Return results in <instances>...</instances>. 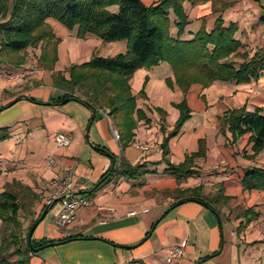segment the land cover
I'll list each match as a JSON object with an SVG mask.
<instances>
[{
	"label": "crops",
	"instance_id": "crops-1",
	"mask_svg": "<svg viewBox=\"0 0 264 264\" xmlns=\"http://www.w3.org/2000/svg\"><path fill=\"white\" fill-rule=\"evenodd\" d=\"M139 1L149 6L158 0ZM183 7L188 21L183 40L191 39L203 23L211 29L218 16L212 13L210 0L195 6L185 2ZM170 19L174 22L172 14ZM222 19L225 27L237 25L240 53L251 55L264 46V0H238L222 13ZM48 23L59 39L52 71L38 67L39 48H28L25 63L17 68L0 64V128L9 131V137L0 142V194L9 190L18 197L24 231L47 206L49 180L71 168V188L86 197L88 205L79 208L76 220L62 229L54 226L59 205L49 207L31 238L54 243L37 248L29 264H169L168 250L182 243V254L174 264H264V191L241 187L245 169L264 168V151L253 154L250 134L227 145L223 120L229 109L241 106L249 112L260 109L264 115V73L245 84L216 81L206 88L194 84L183 95L176 85L166 84L172 73L163 63L136 70L130 88L137 96L144 85L145 97H137L136 106L145 118L137 121L132 143L121 148L105 111L98 110L92 117L93 112L78 102L47 103L63 95L53 86L54 73L68 78L71 65L93 55L125 53L126 42L106 43L92 35L78 38L77 29L68 30L52 19ZM171 34L175 35L173 25ZM31 68L37 73L19 80L7 77ZM183 98L191 116L168 140V160L173 165L181 163L197 151L200 139L205 140L206 154L194 160L192 176L177 182L165 173L159 144L162 132L167 134L175 125L179 111L174 104ZM56 132L69 137L68 147H54ZM152 138L157 149L137 147ZM48 154L56 161L51 170L45 168ZM120 159L145 163L147 173L138 180L114 181L105 175L98 186ZM198 186L204 204L175 205L183 195L179 191ZM246 209L257 217L245 225L241 212Z\"/></svg>",
	"mask_w": 264,
	"mask_h": 264
},
{
	"label": "trees",
	"instance_id": "trees-1",
	"mask_svg": "<svg viewBox=\"0 0 264 264\" xmlns=\"http://www.w3.org/2000/svg\"><path fill=\"white\" fill-rule=\"evenodd\" d=\"M203 1L158 0L146 6L139 0H0V64L17 68L25 63L28 48H39L38 67L52 71L57 61L59 39L49 19L68 30L77 29L78 38L92 35L106 43L125 41V53L109 57L93 55L86 62L71 65L67 70L68 78L54 73L53 86L62 90L63 95L47 103L58 106L74 101L93 113L105 111L118 132L122 148L132 143L137 121L145 118L136 106L137 97H145L144 85L137 96L130 88V79L136 70L167 63L172 79L166 78L165 82L169 87L176 85L183 95L194 84L202 88L216 81L245 84L263 75L264 46L251 55L242 54L239 52L242 44L235 38L237 25L223 26L222 13L238 0H210L212 13L218 14L212 28L206 29L203 23L191 39H181L188 24L183 4L188 2L195 6ZM111 7H116V11H111ZM171 14L174 22H171ZM174 106L179 111L178 119L172 130L167 134L162 132L159 149L161 161L167 167L165 173L179 182L195 173L194 160L205 157L206 144L200 139L196 152L186 155L177 165L169 162L168 140L191 116L184 98ZM223 120L229 134L227 145L250 134L248 141L253 154L264 151V115L260 109L249 112L245 106L232 108ZM8 137V128H0V142ZM146 167L145 163L131 164L120 159L103 175L98 186L104 182L105 175L114 181L120 178L138 180L147 173ZM241 187L248 192L264 191V168L245 169ZM201 189L198 186L179 191L183 195L175 205L187 201L204 204ZM21 208L16 194L9 190L0 194V264H29L35 249L54 243L31 238L28 244L29 229L40 221V215L23 231L19 219ZM241 215L245 217V225L257 217L251 209L243 210ZM73 238L78 237L65 240Z\"/></svg>",
	"mask_w": 264,
	"mask_h": 264
},
{
	"label": "built area",
	"instance_id": "built-area-1",
	"mask_svg": "<svg viewBox=\"0 0 264 264\" xmlns=\"http://www.w3.org/2000/svg\"><path fill=\"white\" fill-rule=\"evenodd\" d=\"M37 73L36 68L24 70L17 75H8L10 80H19L24 76ZM113 137L118 139V132L116 129L112 130ZM54 147L56 149L66 148L70 145V139L62 132H56L53 135ZM157 140L152 138L142 145L137 147L142 151H152L156 148ZM56 164L53 154H48L45 160V168L51 170ZM72 176V169L67 168L64 170L61 177H55L49 180L48 192L45 200L49 207L58 204L59 209L54 218V226L56 229H62L76 220V211L88 205V199L86 197L78 196L71 188L70 180ZM57 200V201H56ZM132 214V213H131ZM185 246L182 243L179 246L172 247L167 252L166 261L169 264H174L182 254V249Z\"/></svg>",
	"mask_w": 264,
	"mask_h": 264
},
{
	"label": "water",
	"instance_id": "water-1",
	"mask_svg": "<svg viewBox=\"0 0 264 264\" xmlns=\"http://www.w3.org/2000/svg\"><path fill=\"white\" fill-rule=\"evenodd\" d=\"M92 117H94V113H92ZM111 159L113 160V158L111 157ZM57 201V200H56ZM49 206L47 205L45 210L43 211L42 215L40 216V220L44 218L45 214H46V211L48 210ZM34 228H35V224L32 225L29 229V232H28V244L30 245V242H31V236H32V233L34 231ZM37 249H35L34 251H36Z\"/></svg>",
	"mask_w": 264,
	"mask_h": 264
},
{
	"label": "rangeland",
	"instance_id": "rangeland-1",
	"mask_svg": "<svg viewBox=\"0 0 264 264\" xmlns=\"http://www.w3.org/2000/svg\"><path fill=\"white\" fill-rule=\"evenodd\" d=\"M162 65H165L167 69H170L167 63H163Z\"/></svg>",
	"mask_w": 264,
	"mask_h": 264
}]
</instances>
